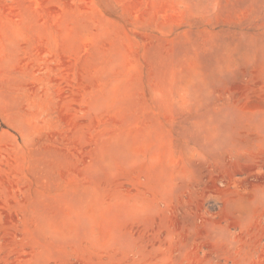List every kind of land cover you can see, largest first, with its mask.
Wrapping results in <instances>:
<instances>
[{
    "label": "rangeland",
    "instance_id": "obj_1",
    "mask_svg": "<svg viewBox=\"0 0 264 264\" xmlns=\"http://www.w3.org/2000/svg\"><path fill=\"white\" fill-rule=\"evenodd\" d=\"M0 264H264V0H0Z\"/></svg>",
    "mask_w": 264,
    "mask_h": 264
}]
</instances>
